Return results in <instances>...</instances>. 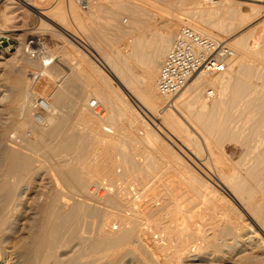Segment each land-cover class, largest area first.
Returning a JSON list of instances; mask_svg holds the SVG:
<instances>
[{
	"label": "bare ground",
	"instance_id": "6f19581e",
	"mask_svg": "<svg viewBox=\"0 0 264 264\" xmlns=\"http://www.w3.org/2000/svg\"><path fill=\"white\" fill-rule=\"evenodd\" d=\"M59 2L55 20L67 28L72 22L78 30L54 24L67 37H61L68 40L66 46L59 40L64 47L42 56L45 43L26 31L17 35L20 48L8 50L11 58L6 53L0 57L5 82L12 83L0 89V264H264V21L241 39L228 36L234 25L246 29L256 23L263 6L252 5L245 13L241 5L226 1L166 0L167 11L181 12L184 6L186 12L172 15L167 28L150 39L152 34L142 31L141 13L151 0L130 4L127 9L136 16L131 14L127 29L117 27L116 8L108 9L105 24L99 23L100 0H90L88 10L78 0ZM5 8L6 22L19 18L21 26L7 25L3 32L22 31L27 10L49 26V13L32 0H6ZM103 26L115 39L129 38L132 49H103ZM183 27L226 41L235 57L225 73L195 77L169 99L161 96L157 81ZM71 39L82 42L101 67ZM146 46L153 50L145 51ZM60 48H66L67 59L54 64ZM77 55L79 72L73 66L68 75L66 66ZM92 97L102 107L98 112L91 109ZM127 97L138 102L150 124ZM183 108L193 124L202 123L194 127L215 145L211 162L194 164L204 177L158 134L170 129L171 137L199 144L183 125ZM138 129L144 130L143 137L137 136ZM232 141L246 147L236 162L223 146ZM148 145L162 158L144 150ZM143 150L151 157L145 152L148 159L142 160ZM208 195L223 203L220 218L212 214L219 209L217 202L212 201L216 208L210 211ZM202 199L208 201L203 210L211 212L209 219L186 208Z\"/></svg>",
	"mask_w": 264,
	"mask_h": 264
},
{
	"label": "rangeland",
	"instance_id": "374dc122",
	"mask_svg": "<svg viewBox=\"0 0 264 264\" xmlns=\"http://www.w3.org/2000/svg\"><path fill=\"white\" fill-rule=\"evenodd\" d=\"M33 1V4L35 5V6H37V7H39V8H43V11H44V13L46 14V13H49L48 15L46 14L45 15V18H46V22H48V24H49V26H48V28H47V25L46 26H42L41 24H42V21L43 20H41L42 19V17H40L36 12H34V11H32V10H27V14H28V18H27V22H26V25H25V27H23L22 28V31H21V29H18V30H16L15 32H3V30H5V28H6V26L8 25V27L10 28V29H15V27H16V25H18V27L19 26H21L20 25V23L18 22L19 21V18L15 21V19H13L12 21H7L6 22V20H5V18H4V16H3V14L5 13L6 14V0H0V57L2 56V54L3 53H6V58L7 59H9V58H11V56H9V53H8V50H10V53H15L19 48H20V45H21V43H22V40L21 39H19L18 37L19 36H17L18 34H20V35H23V34H26L25 32L27 31V34L26 35H28L29 36V38H36V39H39V40H43L42 41V43H45V48L42 50L43 51V54H42V56H47V53H49V50H52V49H56V48H59V47H64V46H66V43H67V41H66V43H65V40H64V38L62 39L61 37H65V39H67V37L64 35V34H61V32L55 27V25H57V24H61L62 25V23L61 22H58L57 20H55V19H59V15H58V10H57V8H55V6L57 7L58 6V4L60 3L59 1L60 0H58V2H56L57 0H55L54 2H53V0H32ZM47 1V2H46ZM51 1V2H50ZM63 1H65V0H61V2H63ZM170 2H173L174 0H169ZM201 1V0H200ZM223 1H226V2H231V3H236L235 4V6H240L241 5V8L243 9V11L245 12V13H250L251 11V8H250V6L252 7V5H261V6H263L264 7V3H259V2H256L255 0H223ZM223 1H221V2H223ZM100 2H101V5L103 6V14H102V16H103V18L101 19V20H99V23H101V24H105L106 23V21H107V16H109L110 15V13L108 12V9H111V8H116L117 10H119V13H118V16L115 18L116 19V24H117V27L118 28H122V29H127V28H129V26L131 25V17L133 18V16H131V14H132V12L130 11V10H128L129 8V6H130V4H132L133 2H134V4L136 5L137 3L138 4H140L139 3V0H100ZM220 2V3H221ZM58 3V4H57ZM56 4V5H55ZM168 3L166 2V0H151V5H145L146 7H145V9L143 10V11H145L147 14H149V15H147L146 13H145V15L146 16H149V17H144L145 15L143 14V13H141V17L143 18H141V17H138L139 19L141 18V20H142V22L145 20V22H143V23H146V24H144L143 25V27L141 26V28H142V31L144 32V31H146V29H147V31L146 32H150L152 35L156 32V33H158V32H161V31H163V30H165L166 28H165V26L164 25H167V23H170L171 22V20L173 19V17H172V15L174 16V14H183L184 12H186V10H185V7L184 6H181L179 9L181 10V12L180 11H176V10H170V11H167L166 9H167V7H168V5H167ZM239 4V5H238ZM52 6H53V8H52ZM184 7V8H183ZM261 8V11L263 12V15L261 16V18H259L257 21H256V23H254V24H252V25H250V26H246V29H245V27L243 28V29H237V26L236 25H234L233 26V29L235 28V30L234 31H230L231 33L228 35L229 37H233L232 39H241L242 37H244L245 35H247L250 31H252V30H254L255 29V27L257 26V25H259L261 22H263L264 21V8ZM46 8V9H45ZM55 8V9H54ZM128 8V9H127ZM6 9V10H5ZM49 9V10H48ZM151 9H152V11H151ZM183 9H184V12H183ZM46 10V11H45ZM6 11V12H5ZM151 12V13H150ZM180 12V13H179ZM51 13V14H50ZM157 13V14H156ZM53 14V15H52ZM54 14L57 16H55L54 17ZM134 14V13H133ZM132 14V15H133ZM151 14V15H150ZM155 14V16H156V18H154L155 16H153ZM50 15V16H49ZM54 17V18H52V16ZM134 16H136L135 14H134ZM150 16H153V18L152 17H150ZM166 16V17H165ZM169 16V17H168ZM147 18H151L150 20L149 19H147ZM167 18V19H166ZM48 19H50V20H48ZM149 20V23H147L148 21L147 20ZM52 20H54V21H52ZM170 20V21H169ZM147 21V22H146ZM166 21V22H165ZM18 22V23H17ZM154 22V23H153ZM15 23V24H14ZM152 23V24H151ZM156 23V24H155ZM5 24V25H4ZM55 24V25H54ZM155 24V25H154ZM11 25V26H10ZM142 25V24H141ZM169 25V24H168ZM167 25V26H168ZM13 26V28H11ZM63 27H66L67 28V26L65 25H62ZM151 28H149V27ZM152 26H155V28H158V29H155L154 27H152ZM74 27H76V26H74ZM73 26H72V22H69V25H68V28L67 29H69V28H71V29H69L72 33H78V30H77V32H75L76 31V29L74 30L73 28H74ZM104 27V26H103ZM146 27H148V28H146ZM161 27H163L162 29H161ZM77 28V27H76ZM143 28H145L144 30H143ZM155 29V31H154V29ZM150 29V30H149ZM232 29V30H233ZM151 30H153V33H152V31ZM49 31H52V32H49ZM102 31H103V37L105 38V40H106V42H107V44L106 45H104L103 43V45H102V47H104L103 49H105V47H106V49L107 48H110L111 46L110 45H112L113 46V48L114 49H116V50H120V51H124L123 53H126L127 51H129L130 49H132V48H130L131 47V42H130V40H128L129 38H127V40H126V38H122L123 40H121L119 37V39L120 40H118V39H115V38H113L112 37V35L110 34V32L109 33H107V29H105V27L102 29ZM238 33H237V32ZM146 32H144V33H146ZM234 32V33H233ZM237 34H236V33ZM248 32V33H247ZM23 33V34H22ZM50 33V34H49ZM149 33V34H150ZM233 33V34H232ZM33 34V35H32ZM36 34V35H35ZM85 34L87 35V36H84L86 39H88L89 40V37L91 36V34H90V32L89 31H85ZM148 33H146V35H147ZM235 34H236V36H235ZM134 35H136V34H134ZM149 35V38L150 39H156V36L155 35ZM231 35V36H230ZM31 36V37H30ZM148 36V35H147ZM227 36V37H228ZM236 38H235V37ZM84 37H82L81 39L87 44V42H86V39L84 38ZM223 39H226V37L224 38V37H222ZM237 39V40H238ZM57 40V41H56ZM59 40H62V41H60V43L62 42V45H64V46H62L60 43H59ZM64 40V41H63ZM72 40V39H71ZM116 40V41H115ZM32 41V40H31ZM73 41V40H72ZM30 42V41H29ZM55 42V43H54ZM74 42V41H73ZM128 42V43H127ZM252 42V40H250V42H249V44L252 46L253 45V42ZM64 43V44H63ZM58 45V47H55V46H57ZM74 44H75V46H77L80 50H81V53L83 54V55H85L88 59H90L96 66H98V67H101V65H100V63L98 62V57H94L93 55H91V54H89L88 52H87V49L85 48H83L82 46L84 45L82 42H80V43H76V42H74ZM129 44V45H128ZM174 44V43H173ZM82 45V46H81ZM110 46V47H109ZM128 48H130V49H128ZM146 48V49H145ZM144 49H145V51H147V48H148V51L147 52H150L151 50H153V49H150V47L149 46H146ZM231 48V47H230ZM41 49H42V47H41ZM47 49V50H46ZM150 49V50H149ZM57 50V49H56ZM65 50H66V48H60L59 49V53L56 55V57H54V64L55 63H57L60 59L62 60V59H67V56L64 54L65 53ZM47 51V52H46ZM52 51H55V50H52ZM46 53V54H45ZM168 54V53H167ZM237 55V54H236ZM167 56V55H166ZM166 56H165V58H166ZM78 58H80V57H78V55L77 56H75L74 57V59H72L70 62H71V66L68 64H66L67 66H66V70H65V73H66V71H67V74L69 75L70 74V72H69V70L68 69H72L73 68V66H74V68L72 69V70H77V72H79L78 71V67H79V64L81 65V58L79 59V60H77ZM58 60V61H57ZM158 60V59H157ZM163 60H165V59H163ZM68 66H70L69 68H67ZM76 68V69H75ZM70 69V70H71ZM238 68L236 67L235 69H234V72H237L236 70H237ZM72 70H71V72H72ZM4 71H5V68H3V67H1L0 66V89H2V90H4L5 89V87L6 86H9V88H10V86H11V84L12 83H7V82H5V75H4ZM6 74H9L10 75V77L11 76H13V74L11 73H9V72H7ZM4 75V76H3ZM76 80V79H75ZM77 80H78V82H79V79L77 78ZM76 80V81H77ZM191 83H193V82H190V84ZM260 81H257V82H255V86H256V88L258 89V86H260L261 87V85H260ZM189 85V84H188ZM258 85V86H257ZM259 87V89H261ZM257 89H255V90H257ZM217 92V91H216ZM131 98V97H130ZM127 99H128V101L131 103V105H132V107L140 114L139 116H141L148 124H150L149 123V120L148 119H150V118H148V117H146V115L144 114V111H142V108L138 105V102L134 99V98H131V99H129L128 97H127ZM92 100H97V99H94L93 97H92ZM163 108V107H162ZM185 110V111H184ZM186 110H187V108H183L182 109V111H183V116H184V112H185V116L183 117L182 115H181V119H182V122H183V125H185V127L189 130V133L191 134V135H193V136H195V137H193L192 136V138H193V140H194V142H197V139H198V142L197 143H199V144H197V146H193V144H192V142L190 143V145H189V143L188 144H186L185 142H183V140H182V137H179L178 135H177V138L178 139H180V141H178V139L177 138H175V137H171L172 135H170L171 133H169V130L170 129H167V130H161L162 132H158V134H159V136L163 139V141L165 142V143H167L168 144V146L169 147H172V148H174L175 149V151H177V154H179L185 161H187V164H189L191 167H192V169H194L196 172H198L197 174H201L200 176L202 177L203 175H202V173H201V171H199L195 166H194V164L195 165H197V164H200V162H202V160H204L205 162H207L206 160L208 159V161L210 160V159H212L213 158V156H214V149H215V145L213 146V144H211V143H209V142H207L205 139H204V135H203V133H205V132H202V131H200L197 127H194V126H201V124L202 123H198V122H195L194 124H193V121H191V117H189V116H187L188 115V113H189V111H187L186 112ZM159 111H161L160 109H159ZM137 113V114H138ZM185 119V120H184ZM189 120H190V122H189ZM189 123H188V122ZM159 122H161V120H157L156 121V123H159ZM197 124V125H196ZM192 125V126H191ZM154 128V127H153ZM194 128V129H193ZM162 129V128H161ZM139 131V133H136L137 134V136L138 135H142L141 137H143V134L144 133H140V130H141V132H143L144 130H142V129H138ZM171 132H172V130H170ZM137 132V131H136ZM165 132V133H164ZM163 135H162V134ZM169 133V134H168ZM173 133V132H172ZM161 134V135H160ZM174 134V133H173ZM206 134V133H205ZM170 136V138H169V136ZM138 137H140V136H138ZM124 138V137H123ZM195 138V139H194ZM125 139V138H124ZM172 139H174V140H172ZM127 140V139H126ZM177 140V141H176ZM182 140V141H181ZM128 141V140H127ZM204 141V142H203ZM129 142V141H128ZM175 142V143H174ZM201 142V143H200ZM207 143V144H206ZM209 143V144H208ZM170 144V145H169ZM181 144H183V145H181ZM187 145H189V146H187ZM207 145H209V146H207ZM212 145V146H211ZM148 146H150V145H148ZM148 146H146L147 148H144V150H146V151H151L152 153H153V155H152V153H150V152H146V151H144L141 155H139L140 156V158H142V160H143V158H144V160H145V157L148 155L149 157H151V155H152V157L153 156H156V153L157 152H155V151H153L155 148V146H153V145H151L150 146V148L148 147ZM223 146L227 149V152H228V154L235 160V162L236 161H239V158L241 159L242 157H244L243 155H244V153H245V149H246V147H239V145L236 143V142H234V141H232L231 143H226L225 144V142L223 143ZM145 147V146H144ZM177 147V148H176ZM188 147V148H187ZM207 147V148H206ZM214 147V148H213ZM231 147V148H230ZM154 148V149H153ZM243 148V149H242ZM148 149V150H147ZM152 149V150H151ZM179 149V150H178ZM189 149V150H188ZM195 150V151H194ZM200 152H199V151ZM194 151V152H193ZM197 151L199 152V153H197ZM145 152H146V156H145ZM209 152H210V154H211V158H210V154H209ZM148 153H150V155L148 154ZM194 153V154H193ZM198 154V155H196V154ZM201 153V154H200ZM157 155H158V153H157ZM199 155H200V157H199ZM147 156V157H148ZM198 156V157H197ZM242 156V157H241ZM146 157V158H147ZM148 157V158H149ZM157 157H161L160 155H158ZM139 157L137 158L136 157V159L137 160H141ZM147 158V159H148ZM162 158V157H161ZM243 159V158H242ZM245 159V158H244ZM247 160H245V161H247V164L249 165L250 163H248V162H250V160H252V159H250L249 160V158L247 157L246 158ZM190 160V161H189ZM196 160V161H195ZM212 160H210L209 162H211ZM243 161V160H242ZM193 163V164H192ZM244 163H246V162H244L243 161V164ZM242 164V163H241ZM247 164H245V165H243L242 166V171H244V169L246 168H244V166H246ZM247 165V166H248ZM165 167V166H164ZM203 168V169H202ZM201 169L203 170V171H207L206 170V168L204 169V167H202L201 166ZM121 171V169L120 170H117V172H120ZM165 171V170H164ZM245 172V171H244ZM204 177V176H203ZM192 195V196H191ZM193 196H194V194H191L190 193V195H189V197H191V198H193ZM208 196H209V198H208ZM207 196V200H210V198H212V197H210V196H212V195H208ZM190 198V199H191ZM206 199V198H205ZM214 198H212L211 199V206H212V209H210V211L212 212V210H214V208H216V204H218V210L217 211H213V215L214 216H216V217H218V218H220L219 217V214H220V210H221V214H220V216L222 215V213H223V208H224V205H223V203L221 204V202L218 200H213ZM206 201V200H205ZM212 201H214V204L216 205V206H214V204H213V202ZM193 202H195L196 203V206H194V204L195 203H193L192 205H191V207L189 206L188 207V205H189V203H186V205H187V210H189V211H191L192 213H194V212H199V214L201 215V217H203V216H205V217H207V219H209L210 218V214H211V212L207 209L206 211H209V212H207L206 213V211H204L205 210V208H204V203H206V202H208V201H206V202H204V199H202V200H198V202L195 200V201H193ZM198 204V205H197ZM201 205H203V206H201ZM223 206V208H222V206ZM201 206L202 208H199V207ZM210 206V205H209ZM193 207L195 208V210H193ZM192 208V209H191ZM221 208V209H220ZM204 209V210H203ZM202 211V212H201ZM204 211V212H203ZM207 215H209V216H207ZM203 215V216H202Z\"/></svg>",
	"mask_w": 264,
	"mask_h": 264
},
{
	"label": "built area",
	"instance_id": "2783aa9c",
	"mask_svg": "<svg viewBox=\"0 0 264 264\" xmlns=\"http://www.w3.org/2000/svg\"><path fill=\"white\" fill-rule=\"evenodd\" d=\"M222 0H202L215 4ZM83 10H88L90 0H78ZM235 57V52L226 41L205 37L192 28L183 27L178 39L163 61L157 81L158 91L166 98L175 97L195 77H212L225 73ZM210 99L215 91L208 92ZM94 112L102 109L95 100L91 102Z\"/></svg>",
	"mask_w": 264,
	"mask_h": 264
}]
</instances>
